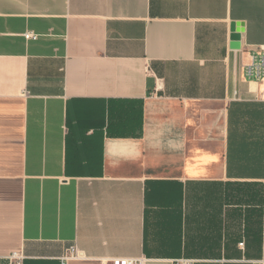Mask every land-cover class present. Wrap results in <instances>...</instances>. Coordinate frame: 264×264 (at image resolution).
Here are the masks:
<instances>
[{
  "label": "crops",
  "instance_id": "crops-1",
  "mask_svg": "<svg viewBox=\"0 0 264 264\" xmlns=\"http://www.w3.org/2000/svg\"><path fill=\"white\" fill-rule=\"evenodd\" d=\"M258 52L264 0H0V264L264 261Z\"/></svg>",
  "mask_w": 264,
  "mask_h": 264
},
{
  "label": "built area",
  "instance_id": "built-area-1",
  "mask_svg": "<svg viewBox=\"0 0 264 264\" xmlns=\"http://www.w3.org/2000/svg\"><path fill=\"white\" fill-rule=\"evenodd\" d=\"M36 37L33 34H26V38ZM245 77L250 81L264 82V53L258 52L251 58L250 63L244 66ZM78 257V252L75 248H72L68 255L62 258L63 264L69 259ZM15 258V256H14ZM185 264H189L190 261H183ZM114 264H143L142 260L136 259H116L113 260ZM254 264H264L263 260L255 261Z\"/></svg>",
  "mask_w": 264,
  "mask_h": 264
},
{
  "label": "water",
  "instance_id": "water-1",
  "mask_svg": "<svg viewBox=\"0 0 264 264\" xmlns=\"http://www.w3.org/2000/svg\"><path fill=\"white\" fill-rule=\"evenodd\" d=\"M232 39H233V40H236V41H239V40H240V35H239L238 33L233 34V35H232Z\"/></svg>",
  "mask_w": 264,
  "mask_h": 264
}]
</instances>
